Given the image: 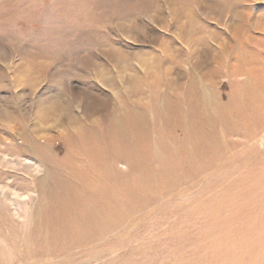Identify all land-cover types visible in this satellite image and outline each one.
I'll use <instances>...</instances> for the list:
<instances>
[{"label":"rangeland","instance_id":"rangeland-1","mask_svg":"<svg viewBox=\"0 0 264 264\" xmlns=\"http://www.w3.org/2000/svg\"><path fill=\"white\" fill-rule=\"evenodd\" d=\"M0 264H264V0H0Z\"/></svg>","mask_w":264,"mask_h":264},{"label":"bare ground","instance_id":"bare-ground-1","mask_svg":"<svg viewBox=\"0 0 264 264\" xmlns=\"http://www.w3.org/2000/svg\"><path fill=\"white\" fill-rule=\"evenodd\" d=\"M259 25V24H258ZM257 28V27H256ZM259 29V28H258ZM259 31V30H258ZM241 58V57H240ZM234 66V65H233ZM238 70V67L236 66L235 68L233 67V71L232 72H234V71H237ZM252 71H254V70H252ZM238 72V71H237ZM236 72V73H237ZM241 72H243V71H240V73ZM251 72V70L249 71V73ZM240 73L238 74V75H240ZM252 74V73H251ZM250 76V75H249ZM43 126H44V124H43ZM41 129H43L42 127H41ZM78 141V140H77ZM84 145V144H83ZM75 165V164H74ZM76 166V165H75ZM77 188V187H76ZM91 190V189H90Z\"/></svg>","mask_w":264,"mask_h":264}]
</instances>
